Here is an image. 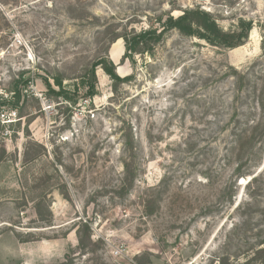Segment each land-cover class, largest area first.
<instances>
[{"label":"rangeland","instance_id":"rangeland-1","mask_svg":"<svg viewBox=\"0 0 264 264\" xmlns=\"http://www.w3.org/2000/svg\"><path fill=\"white\" fill-rule=\"evenodd\" d=\"M195 6L247 42L175 31L133 64L121 39L135 78L88 95L115 32ZM263 89L264 0H0V264H264Z\"/></svg>","mask_w":264,"mask_h":264},{"label":"trees","instance_id":"trees-1","mask_svg":"<svg viewBox=\"0 0 264 264\" xmlns=\"http://www.w3.org/2000/svg\"><path fill=\"white\" fill-rule=\"evenodd\" d=\"M173 10V9H172ZM173 11L165 15H161L157 18L158 26L150 24L147 28L141 30H136L131 28H125L123 32L116 33L110 39L109 45L105 50L104 55H102L94 64L87 69L85 72V78L88 81V95L94 97L97 94L98 78L96 71L98 68L103 69V71L111 78L118 87L121 83L130 82L135 78V75H130L125 78H120L116 73V65L110 59L108 51L110 46L114 44L119 39L124 41L125 53L122 61L129 60L133 64L135 63V57L144 56H155L156 48L163 44L166 39L173 32H178L181 36L186 38H197L210 46L222 48L226 50H233L243 46L248 38L249 34L253 28L252 20H246L243 18L238 19V24L231 30H224L220 27L216 16L200 6H195L192 8H186L180 16L172 15ZM106 30H109L107 28ZM230 72L226 74L229 76H237L240 72L233 66L229 67ZM56 84L60 88V91L54 92L50 86V91H53L57 96L64 97L70 101H76L74 94L64 88L62 82L56 79ZM22 95L19 90L15 91L13 96L16 102H19ZM4 101V100H1ZM6 102H1L4 105ZM260 105L264 108V89L261 92ZM130 159V157H129ZM134 162L124 160L123 167L125 170L124 178L129 181L132 173ZM91 243V227L88 222H85L79 229V244L83 248L88 247V243ZM222 259L220 262L222 263Z\"/></svg>","mask_w":264,"mask_h":264},{"label":"bare ground","instance_id":"bare-ground-1","mask_svg":"<svg viewBox=\"0 0 264 264\" xmlns=\"http://www.w3.org/2000/svg\"><path fill=\"white\" fill-rule=\"evenodd\" d=\"M122 46H123V43H122V40L120 39V40H118V42H115L114 44H113V47H112V49L113 48H122ZM113 57V56H112ZM119 68H120V65H119Z\"/></svg>","mask_w":264,"mask_h":264}]
</instances>
